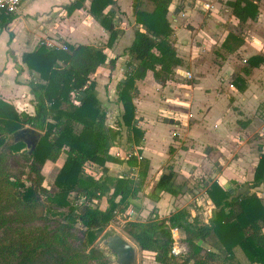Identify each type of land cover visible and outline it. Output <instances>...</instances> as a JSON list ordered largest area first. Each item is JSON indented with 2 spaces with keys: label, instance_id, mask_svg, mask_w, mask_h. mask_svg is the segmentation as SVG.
Masks as SVG:
<instances>
[{
  "label": "trees",
  "instance_id": "obj_1",
  "mask_svg": "<svg viewBox=\"0 0 264 264\" xmlns=\"http://www.w3.org/2000/svg\"><path fill=\"white\" fill-rule=\"evenodd\" d=\"M84 1L76 0L68 5L69 14L81 8ZM151 1L155 4L152 12L141 8L143 0L134 2L136 21L143 25L146 32L136 29L135 39L126 50L139 63L134 66L129 64L130 69L124 81L120 82L118 93L119 101L125 108L124 123L137 133L140 131L134 125L136 107L133 102L137 92L136 80L144 79L147 72L152 71L155 79L165 85L176 68L183 64L170 42L174 30L168 13L173 0ZM113 2L93 0L91 4V13L111 32L109 44H113L118 35L113 23L114 14L104 13ZM229 5L241 22L258 14L259 7L252 0H235ZM12 18V14L1 13L0 28ZM66 46L68 50L42 46L23 57L29 68L38 71L47 81L46 84L29 83L35 95L34 115L20 113L12 103L0 99V148L9 136L23 129H37L41 134L32 154L24 140L15 141L0 151V186L13 193L15 199L34 216L42 217L46 209L40 193L44 166L66 155L54 181L57 191L47 195L51 203L65 209L55 212L63 216V222L49 237L40 238L19 264H70L73 255L68 238L75 225L81 223L85 227L87 241L92 245L118 213H124L132 200L139 198L138 194L148 175L149 161L139 159L135 152L129 153L125 159L110 154V148L120 131L107 125L106 111L98 98L97 83L90 78L107 60L103 48L85 44ZM261 62H264L261 57L249 59L252 67L259 66ZM239 87L243 88L240 84ZM82 93L85 96L79 100ZM21 151L28 155L29 171H21L18 176L4 173L2 167L7 154ZM125 161L131 166L138 163L140 169L137 178L109 174L107 162ZM94 165L101 168L99 177L89 172ZM250 187L264 188V152ZM156 188L175 197L182 190L181 186L175 184L173 172L163 173ZM206 191L214 204L208 223L201 224L187 208L172 211L164 219L154 209L145 221H126L123 230L139 245L144 257L157 262H165L172 257L171 228L179 227L186 233L191 247L181 264H221L220 255L200 244L212 233L226 248V260H234L235 249L240 248L252 264H264V199L249 191L236 195L233 190L222 187L217 180ZM105 196L109 203L106 209L91 203ZM118 196L120 200L116 201ZM40 250L48 253L44 260L38 258Z\"/></svg>",
  "mask_w": 264,
  "mask_h": 264
},
{
  "label": "crops",
  "instance_id": "obj_2",
  "mask_svg": "<svg viewBox=\"0 0 264 264\" xmlns=\"http://www.w3.org/2000/svg\"><path fill=\"white\" fill-rule=\"evenodd\" d=\"M40 1L42 0H24L18 13L12 14L13 18L0 28V99L12 103L20 113L35 114V95L29 83L33 81L46 84L47 81L38 71L31 70L23 57L42 46L50 48L42 44L44 41L103 48L107 60L90 78L97 83L98 98L106 111L107 125L120 131L115 144L110 148V154L125 159L129 153L135 152L139 159L149 161L148 175L138 194L139 198L132 200L130 207L124 213H118L116 218L124 216L125 222L145 221L157 209L160 218L164 219L177 210L178 204L180 209L185 206L192 209L189 205H182L184 200L187 204L192 202L185 199L191 198V195H184L180 199L181 195L175 197L156 188L157 183L168 162H174V148L178 149L179 154L183 152V157L186 158L189 152L183 151L181 146L187 145L186 141H194L190 135L192 128L197 125H208L216 132L226 133L228 137L232 132L244 134L250 127L259 126L255 117L246 122V117L249 116L246 111L249 107L252 109L254 104L264 101V62L254 67L249 63L253 56L264 59V0H252L259 7L258 14L246 22H241L234 15L229 2L235 0L172 1L168 19L174 31L170 42L183 64L176 68L165 85L155 79L152 71H148L144 79L136 80L137 92L133 98L136 107L134 125L140 133L125 125V108L118 95L119 84L126 78L129 64L134 66L139 63L126 50L135 39L136 29L146 32L143 25L136 21L135 0H114L105 9L104 13L114 14L113 23L118 31L113 44H109L111 32L91 13L93 0H85L83 6L71 14L66 7L76 0H57L50 3L48 8L38 11L36 7ZM205 4L210 7L206 8ZM141 8L152 12L155 4L151 0H143ZM255 39L261 41V44H256ZM184 72H189L191 78L186 77ZM229 98L235 99L232 101ZM236 106L242 107V111L233 117L231 111L236 113ZM166 119H173L174 123H167ZM233 119L236 120L234 125ZM238 121H243L242 124L245 122L244 130L236 128H240ZM261 130L262 128L259 131ZM246 138L239 139V143H231L229 140L225 144L219 139L209 146L212 151L213 148L220 150V154L229 159L222 172L217 170V181L222 187L224 183L221 179L237 182L243 180L246 158L253 155L252 152L247 157L240 153L238 158H231L224 150L229 151L232 146L240 151L246 149L245 145L249 141ZM219 145L222 147L219 148ZM259 147L262 154L263 145ZM253 156L256 158V154ZM61 158L49 163L57 164ZM259 160L260 155L255 164L253 179ZM64 161L60 163V168ZM186 162L194 164L192 159ZM217 163L221 166L218 168L222 169V164L219 161ZM107 166L111 176L121 178H137L140 169L138 163L131 166L126 161L107 162ZM89 172L96 177L102 173L98 165H94ZM148 182L153 184L152 198L142 197L150 190L146 185ZM119 200L120 196L116 201ZM207 202L208 223L214 205L208 195ZM97 205L106 209L109 205L107 196L99 199ZM184 235L186 237L185 232Z\"/></svg>",
  "mask_w": 264,
  "mask_h": 264
},
{
  "label": "rangeland",
  "instance_id": "obj_3",
  "mask_svg": "<svg viewBox=\"0 0 264 264\" xmlns=\"http://www.w3.org/2000/svg\"><path fill=\"white\" fill-rule=\"evenodd\" d=\"M54 2H57V0H42L39 2V5L38 7H36V9L38 11L43 10L45 8H48L50 6V3L53 4ZM234 99L235 98H232L230 100L233 101ZM149 100L152 101V99ZM242 102L244 104V101ZM239 105H241V103ZM254 105L255 106H253L252 109L250 107L248 108L249 112L246 111L249 115L248 117H246V119L248 118V121L246 122L248 123L251 117H255L256 121L259 124L257 128L250 127V129H248V131H246V133L244 134L232 132L228 137L224 132L219 131V133L214 131V129L208 125L202 126L199 124L197 125V127L192 128L193 130L190 137L191 139H194V141H186V143L188 144L181 146L183 151L189 152L186 158L183 157V152H180L181 154H179L178 149L174 148L172 156V158H174V162L169 161V164L165 166L163 173L172 174L173 172L175 184L182 187L181 193L179 194V196L181 195L180 199H182L184 195H191V198L185 199H187L186 201L192 202H189V204H187L184 200L182 202V205H189V207L192 208L190 210L193 217H198L201 224L207 223L206 218L209 214V204L207 202L208 193L206 191L207 186H209L215 180H219V178L218 176H216L213 181L210 182L207 186L206 182L209 178L212 177L214 173L217 172V170L219 172H222L225 164H228L229 162V159L225 155L220 154V150H217L215 148H213V151L211 153H205L207 148L213 145L216 140L220 139L222 144L227 143L229 140L231 143H239V139L247 137L246 139H248L249 141L248 144L245 145L246 149L240 151L236 150L237 148L232 146L229 151L224 150V152L230 155L231 158L233 156L238 158V155L240 153L244 154L243 157H247L246 155H248L249 152H252L253 155L256 154V158L253 155H250L249 158H246L247 165L245 166V169L243 171L242 182H237L234 180L225 181L224 179H221V181L224 183L223 186L225 188L235 190L236 195L249 191L250 193H257L259 197H262L264 199V188L250 187L253 182V171L255 168V164L258 161V155L261 156L259 146L263 145L262 151L264 152V101H261L258 104L256 103ZM241 108L242 107L240 106H236V108H234L236 113L231 111L233 117L234 115L236 117L238 112L242 111ZM235 122L236 120L233 119V125L235 124ZM242 122L243 121H238V126H240V128L236 127L238 130L245 129L243 127L245 122L243 124ZM260 128H262L261 131H259ZM13 135L9 136L7 139V142H10L11 145L15 143ZM221 147L222 145H219V148ZM5 149H7V147ZM27 149L30 150L29 148ZM23 151L7 154L6 162L2 167L4 173L18 176L19 174H21V171H29L28 155ZM128 151H130V148L128 149ZM61 157L62 158L60 159V162H58L57 164L48 163L42 170L44 178L40 187V193L42 202L46 206L45 213L42 217L34 216L15 199L16 196L13 193L7 191L5 186H0V264H19L22 258L34 246L37 245V242L39 243L40 238L49 237L54 232V230L62 224L63 216L60 215V213H58V215L55 212H63L65 211V209L51 203L47 198L48 194L57 191V187L55 186L54 181L60 170V163L62 162V160H65L66 155H62ZM188 159H192L194 161V164L192 165L187 163L186 160ZM218 161L222 164V169H219L216 165ZM146 185L150 190L149 192H145L142 197L153 196V184H150L148 182ZM246 185L247 189L242 192V189ZM185 186H188V189L183 192V188ZM195 190H199V192L196 193ZM179 207L180 204H178L177 209H180ZM184 208H186V206ZM125 223L126 222L124 216H122L121 218H116L110 224V226L99 235L97 240L92 245H90L87 241L85 227L81 223L75 225L68 238L70 243L69 248L72 251L73 255L70 264H117L116 256L113 255L106 247H104L102 243L109 234L114 232L121 233L136 246L137 264H181L185 256L190 251L191 247L186 240V242L182 243V245H185L186 247V252L185 254H183L184 256L170 255L172 257L168 258L165 262H157L152 259L146 258L143 256L139 245L123 230ZM200 244L206 250H211L220 255L219 263L221 264H252L240 248L235 249L236 257L234 258V260H226V248L214 233L207 237L205 241H201ZM47 255L48 253L46 254L45 250H40L38 252V258L40 260H44Z\"/></svg>",
  "mask_w": 264,
  "mask_h": 264
},
{
  "label": "water",
  "instance_id": "obj_4",
  "mask_svg": "<svg viewBox=\"0 0 264 264\" xmlns=\"http://www.w3.org/2000/svg\"><path fill=\"white\" fill-rule=\"evenodd\" d=\"M85 96V93H82L81 96H79V100H82ZM167 123H174L173 119H166ZM41 134L36 130H29L23 129L19 131L18 133L13 135V138L15 141L24 140L27 143L28 148L30 149V154L33 153V150L35 149L36 145L39 142ZM10 142H7L2 148L1 151H3L6 147L10 146ZM212 151L211 147H208L206 150V153H210ZM217 166L221 168L220 164L217 163ZM217 176V172L212 175L211 178L208 179L206 182V186L209 185L210 182L213 181V179ZM188 189V186H185L183 188V192ZM247 189V185L242 189V192ZM196 193L199 192V190H195ZM103 246L106 247L113 255L116 256V262L117 264H137V248L136 246L125 236H123L119 232H114L109 234L104 240H103Z\"/></svg>",
  "mask_w": 264,
  "mask_h": 264
},
{
  "label": "built area",
  "instance_id": "obj_5",
  "mask_svg": "<svg viewBox=\"0 0 264 264\" xmlns=\"http://www.w3.org/2000/svg\"><path fill=\"white\" fill-rule=\"evenodd\" d=\"M23 2H24V0H0V14L3 12L8 13V14L18 13ZM205 6H206V8L210 7L209 4H205ZM254 42L256 44H261V41H259L257 39H255ZM42 44H44L50 48H61L62 47L63 49L68 50V47L66 45H61L55 41H44V42H42ZM184 75L186 77L191 78V74L189 72H184ZM263 132H264V129H263ZM91 203L93 205H97L99 203V199L96 198ZM171 233H172V238H173L171 255L182 256L186 252L185 245H182V243L186 239V237L184 235V230L182 228H179V227H172Z\"/></svg>",
  "mask_w": 264,
  "mask_h": 264
}]
</instances>
